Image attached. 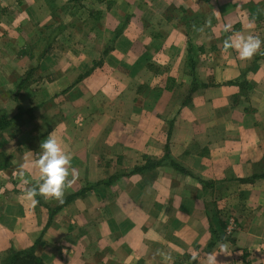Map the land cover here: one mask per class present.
Listing matches in <instances>:
<instances>
[{
    "label": "crops",
    "instance_id": "0c3cea01",
    "mask_svg": "<svg viewBox=\"0 0 264 264\" xmlns=\"http://www.w3.org/2000/svg\"><path fill=\"white\" fill-rule=\"evenodd\" d=\"M234 32L264 39V0H0V261L38 239L45 264H203L221 243L218 264H264V44L242 61ZM49 134L73 154L63 199L94 187L47 225L60 202L18 171Z\"/></svg>",
    "mask_w": 264,
    "mask_h": 264
},
{
    "label": "clouds",
    "instance_id": "9594fccd",
    "mask_svg": "<svg viewBox=\"0 0 264 264\" xmlns=\"http://www.w3.org/2000/svg\"><path fill=\"white\" fill-rule=\"evenodd\" d=\"M231 24H225L223 31L230 32ZM203 31V28L199 29ZM264 39L260 35L251 32H234L229 34L224 40L225 49H234L240 60H250L253 55L261 49ZM39 148L40 152L31 162V167L38 169V175L34 180L26 179L31 174L27 172L29 165L21 164L19 166L18 177L25 180L24 194L35 204L37 201L33 197L40 195L44 198H51L63 203V195L66 187L70 186L68 176L70 172L75 175V169L71 168L72 153L61 146L55 135L49 134L44 139ZM221 251H226V245H219ZM220 252L208 253L203 260V264H218L216 259ZM191 259L200 264V258L197 252L191 253Z\"/></svg>",
    "mask_w": 264,
    "mask_h": 264
},
{
    "label": "trees",
    "instance_id": "16d2710c",
    "mask_svg": "<svg viewBox=\"0 0 264 264\" xmlns=\"http://www.w3.org/2000/svg\"><path fill=\"white\" fill-rule=\"evenodd\" d=\"M7 120L4 114H2L0 116V129H2L3 127H5L7 125ZM165 156H168V153L165 154ZM159 163V161H155L154 162ZM142 167L140 166H135L131 171H139L141 170ZM264 176V175H263ZM112 179V178H111ZM110 179V180H111ZM109 179L106 181H99L96 184H100V183H108ZM91 187H94V184L92 185H87L85 187H83L81 190H79L78 192H75L69 196H67L66 198L63 199V203H59L57 206H55L54 208H49V220L51 218V216L58 211L61 207H63L64 205H66L72 198L76 197L77 195L83 194V192L86 189H90ZM35 200L39 203H42V198L40 195L35 196ZM225 225V224H224ZM224 228V227H223ZM211 233L213 238H218L219 236L217 235L216 231L214 229L211 228ZM38 243V239H36L34 241V243L26 249H21V250H15L13 248L10 249L9 253L7 254V256L3 259V262L1 264H45L41 257L38 256L35 253V248L36 245ZM214 244V241L211 240L208 243V247L210 248L212 245Z\"/></svg>",
    "mask_w": 264,
    "mask_h": 264
},
{
    "label": "rangeland",
    "instance_id": "374dc122",
    "mask_svg": "<svg viewBox=\"0 0 264 264\" xmlns=\"http://www.w3.org/2000/svg\"><path fill=\"white\" fill-rule=\"evenodd\" d=\"M27 92H28V94H27ZM27 92H25L26 93V95H31V92H30V88H29V90L27 91ZM13 93H14V95L16 96V98H17V96H18V90L16 89V86H15V88L13 89ZM14 100H16L15 98H14ZM18 101V100H17ZM16 101V103H17V109H18V112H20L19 111V103ZM18 114V113H17ZM3 149H1L0 150V155H1V157H3L4 156V154H3V151H2ZM10 165V161H9V163L8 164H4L3 163V160H1V158H0V169H2L4 166H9ZM47 207H53V206H49V205H47ZM223 215V214H222ZM227 214H224L222 217H224V219H225V217H226V219H225V224H226V220L229 218V217H232V218H234V216H233V214H230V215H227ZM53 216V215H52ZM52 216H51V218H52ZM51 218H50V220H49V213H48V216H47V225L50 223V221H51ZM234 220H235V218H234ZM224 235H225V233L223 232V235L221 234V230H220V238L221 237H223L224 238ZM225 237L227 238L228 236H226L225 235ZM230 237V236H229ZM30 247V245L29 246H26V247H21V248H17L15 245L14 246H10L8 249H7V252H6V255L5 256H3L2 257V259H1V261H0V264L3 262V259L7 256V254L9 253V251H10V249L11 248H13V249H15V250H21V249H26V248H29Z\"/></svg>",
    "mask_w": 264,
    "mask_h": 264
},
{
    "label": "built area",
    "instance_id": "2783aa9c",
    "mask_svg": "<svg viewBox=\"0 0 264 264\" xmlns=\"http://www.w3.org/2000/svg\"><path fill=\"white\" fill-rule=\"evenodd\" d=\"M235 229H236V222H235L234 218L229 217L226 220V224H225V227H224L225 235L226 236H231Z\"/></svg>",
    "mask_w": 264,
    "mask_h": 264
}]
</instances>
